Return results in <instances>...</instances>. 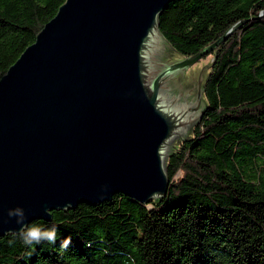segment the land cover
Instances as JSON below:
<instances>
[{
    "label": "water",
    "instance_id": "obj_1",
    "mask_svg": "<svg viewBox=\"0 0 264 264\" xmlns=\"http://www.w3.org/2000/svg\"><path fill=\"white\" fill-rule=\"evenodd\" d=\"M171 1L64 0L0 76V237L18 206L30 223L166 195L168 158L207 108L192 65L245 22L182 58L159 27Z\"/></svg>",
    "mask_w": 264,
    "mask_h": 264
},
{
    "label": "trees",
    "instance_id": "obj_2",
    "mask_svg": "<svg viewBox=\"0 0 264 264\" xmlns=\"http://www.w3.org/2000/svg\"><path fill=\"white\" fill-rule=\"evenodd\" d=\"M63 2L0 0V76ZM158 21L182 58L245 21L205 55L207 108L168 158L166 195L53 210L30 223L70 247L6 234L0 264H264V0H172Z\"/></svg>",
    "mask_w": 264,
    "mask_h": 264
},
{
    "label": "clouds",
    "instance_id": "obj_3",
    "mask_svg": "<svg viewBox=\"0 0 264 264\" xmlns=\"http://www.w3.org/2000/svg\"><path fill=\"white\" fill-rule=\"evenodd\" d=\"M45 212L47 214L48 209H45ZM7 215L9 220L15 219L16 224L20 226L19 231L17 233H13V235L20 236L23 239L25 245H40L42 242L56 245L57 241L60 240V238L58 239L57 227L53 226L50 228H45L35 223H26L28 217L23 207L18 206L14 209H9ZM6 222L7 221H5V223ZM71 242V236L60 240V248H69Z\"/></svg>",
    "mask_w": 264,
    "mask_h": 264
},
{
    "label": "rangeland",
    "instance_id": "obj_4",
    "mask_svg": "<svg viewBox=\"0 0 264 264\" xmlns=\"http://www.w3.org/2000/svg\"><path fill=\"white\" fill-rule=\"evenodd\" d=\"M211 63V56H204L201 59H199L197 62H195L192 67L194 68V70L199 74V71H201L202 69V79L206 77L209 66ZM264 165V164H262Z\"/></svg>",
    "mask_w": 264,
    "mask_h": 264
}]
</instances>
